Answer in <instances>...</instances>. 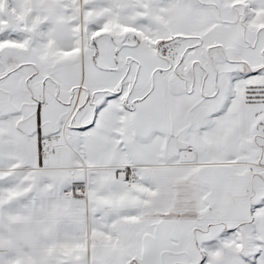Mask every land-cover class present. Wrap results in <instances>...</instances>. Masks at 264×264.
<instances>
[{
  "label": "snow or ice",
  "instance_id": "snow-or-ice-1",
  "mask_svg": "<svg viewBox=\"0 0 264 264\" xmlns=\"http://www.w3.org/2000/svg\"><path fill=\"white\" fill-rule=\"evenodd\" d=\"M0 264H264V0H0Z\"/></svg>",
  "mask_w": 264,
  "mask_h": 264
}]
</instances>
